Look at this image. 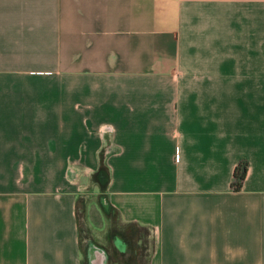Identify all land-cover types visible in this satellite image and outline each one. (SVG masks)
<instances>
[{"label": "crops", "instance_id": "0c3cea01", "mask_svg": "<svg viewBox=\"0 0 264 264\" xmlns=\"http://www.w3.org/2000/svg\"><path fill=\"white\" fill-rule=\"evenodd\" d=\"M93 194L149 264H264V0H0V264H106Z\"/></svg>", "mask_w": 264, "mask_h": 264}, {"label": "trees", "instance_id": "16d2710c", "mask_svg": "<svg viewBox=\"0 0 264 264\" xmlns=\"http://www.w3.org/2000/svg\"><path fill=\"white\" fill-rule=\"evenodd\" d=\"M246 173L247 163L244 161L239 162L232 175V189L234 191L241 189ZM101 209L112 223L107 235L109 245L108 247L104 246L107 258L106 264H149L152 246L148 236V228L135 222L120 223L119 214L112 205H101ZM78 219L80 240L82 241L81 233L84 229L80 228L79 214ZM118 222L121 225L120 229L115 226ZM87 228H85L86 232ZM118 238L124 243L125 250H120L116 246L114 240ZM82 264L87 263L83 262Z\"/></svg>", "mask_w": 264, "mask_h": 264}, {"label": "rangeland", "instance_id": "374dc122", "mask_svg": "<svg viewBox=\"0 0 264 264\" xmlns=\"http://www.w3.org/2000/svg\"><path fill=\"white\" fill-rule=\"evenodd\" d=\"M78 214L80 217V228L84 229L81 233L82 245H87L89 242L101 244L108 247V232L112 227L111 220L103 215L97 203L95 195H89L78 202ZM117 228H121L120 223H116ZM89 230H88V228ZM87 228V232L85 231ZM88 241V243H87Z\"/></svg>", "mask_w": 264, "mask_h": 264}, {"label": "built area", "instance_id": "2783aa9c", "mask_svg": "<svg viewBox=\"0 0 264 264\" xmlns=\"http://www.w3.org/2000/svg\"><path fill=\"white\" fill-rule=\"evenodd\" d=\"M175 133H176V131H173V132H172V134H175Z\"/></svg>", "mask_w": 264, "mask_h": 264}]
</instances>
